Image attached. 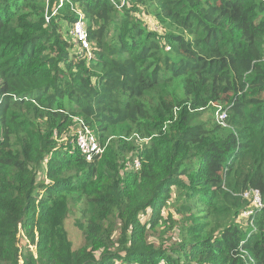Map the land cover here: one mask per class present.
<instances>
[{"label": "trees", "instance_id": "obj_1", "mask_svg": "<svg viewBox=\"0 0 264 264\" xmlns=\"http://www.w3.org/2000/svg\"><path fill=\"white\" fill-rule=\"evenodd\" d=\"M0 264H264V1L0 0Z\"/></svg>", "mask_w": 264, "mask_h": 264}, {"label": "built area", "instance_id": "obj_2", "mask_svg": "<svg viewBox=\"0 0 264 264\" xmlns=\"http://www.w3.org/2000/svg\"><path fill=\"white\" fill-rule=\"evenodd\" d=\"M64 1L69 0H58L59 5H61ZM264 1V0H263ZM78 18L77 20L70 26L69 29V35L73 39L76 57L78 58H88L91 54V48L90 44L87 40V33H86V27L85 22L83 20V15L81 12H78ZM156 30L159 28V26L154 27ZM214 116L216 122L226 127V117H227V108H223L221 105H214ZM71 134L74 135V143L76 148L79 150V152L84 156V158L87 161H90L93 157L100 155L103 153L105 147L100 145L98 139L92 132V130L86 126L82 121H80L78 127L76 129L71 130ZM135 138V137H134ZM139 140H146L147 139H140L136 137L135 141L138 142ZM140 156L133 157L129 161L125 162L126 169H134L137 170L140 168ZM243 197L250 198L251 203L253 204L255 209H250L248 211H245V217H248L250 215H254V212H256V209H259L262 207L260 195L258 191H253L252 194L250 192L243 193Z\"/></svg>", "mask_w": 264, "mask_h": 264}, {"label": "rangeland", "instance_id": "obj_3", "mask_svg": "<svg viewBox=\"0 0 264 264\" xmlns=\"http://www.w3.org/2000/svg\"><path fill=\"white\" fill-rule=\"evenodd\" d=\"M140 20L142 21V23H144V24H146V26L150 29V30H153V31H155L156 29L154 28V27H156V26H159V22L157 21V19H155V18H153V17H150V16H148L147 14H142L141 15V18H140ZM69 29H70V26L68 27V26H64V33H65V36L68 38V39H72L71 37H69V35H68V33H67V31H69ZM160 30V26H159V28L157 29V31H159ZM214 118H215V116H214ZM70 135H72V134H70ZM135 139V138H134ZM145 143H147V141L146 140H139L138 142H136V145L139 147V148H141L142 147V145L143 144H145ZM139 151H140V149H139ZM137 153H135L133 156L134 157H137ZM139 159H140V164H141V161H142V158L141 157H139ZM128 170H129V168H128ZM162 214L165 216L166 215V211L164 210L163 212H162ZM244 217H245V213H243L242 214ZM75 216H70L69 218H68V221H67V227H68V229L70 230V232H71V234H70V236H71V238H72V240H74V242H75V244H79V243H81L82 241H81V237L78 235L79 234V231H77L75 228H74V221H75ZM175 230L176 229H173L172 231H171V233H170V239H171V242L170 243H173V242H175L176 240H177V237H178V234L175 232ZM179 230V229H178ZM150 235L152 236V237H154L153 239H154V241L156 240V236H155V234H153V233H150Z\"/></svg>", "mask_w": 264, "mask_h": 264}, {"label": "bare ground", "instance_id": "obj_4", "mask_svg": "<svg viewBox=\"0 0 264 264\" xmlns=\"http://www.w3.org/2000/svg\"><path fill=\"white\" fill-rule=\"evenodd\" d=\"M100 145H101V144H100ZM102 146H103V145H102ZM93 158H94V157H93ZM93 158H92V159H93ZM92 159H91V160H92ZM91 160H90V161H91Z\"/></svg>", "mask_w": 264, "mask_h": 264}]
</instances>
